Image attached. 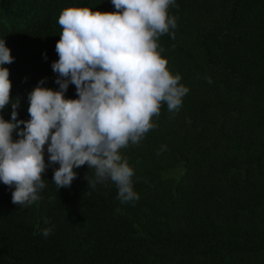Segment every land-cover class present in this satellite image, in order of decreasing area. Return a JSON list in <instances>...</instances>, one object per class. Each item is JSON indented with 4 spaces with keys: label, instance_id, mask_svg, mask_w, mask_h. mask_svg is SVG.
Returning <instances> with one entry per match:
<instances>
[{
    "label": "trees",
    "instance_id": "1",
    "mask_svg": "<svg viewBox=\"0 0 264 264\" xmlns=\"http://www.w3.org/2000/svg\"><path fill=\"white\" fill-rule=\"evenodd\" d=\"M68 7L116 11L110 0H0L19 120L30 119L39 81L59 89L51 65ZM168 14L177 26L157 50L189 91L178 110L162 102L156 127L119 150L139 199L121 202L110 180L88 186L87 165L60 189L50 165L26 207L0 182V264H264V0H174ZM65 97L77 98L75 85ZM11 112L10 103L0 116Z\"/></svg>",
    "mask_w": 264,
    "mask_h": 264
},
{
    "label": "clouds",
    "instance_id": "2",
    "mask_svg": "<svg viewBox=\"0 0 264 264\" xmlns=\"http://www.w3.org/2000/svg\"><path fill=\"white\" fill-rule=\"evenodd\" d=\"M110 2L116 11L68 7L61 12L55 45L59 59L51 65L59 89L39 81L27 95L29 120L17 119L20 103L10 99V72L4 67L15 58L0 40V110L10 103L12 108L10 121L0 116V182L14 187L15 205L26 207L41 198L42 173L55 164L52 181L58 189L70 187L77 178L73 169L87 165L92 173L85 175L88 186L110 180L121 202L139 199L134 170L119 150L129 142L138 144L156 127L152 118L159 116L162 102L169 111L178 110L189 89L168 70L163 49L157 50V38L177 26L176 17L168 14L174 0ZM70 84L76 99L65 97ZM51 232L45 228L41 234Z\"/></svg>",
    "mask_w": 264,
    "mask_h": 264
},
{
    "label": "rangeland",
    "instance_id": "3",
    "mask_svg": "<svg viewBox=\"0 0 264 264\" xmlns=\"http://www.w3.org/2000/svg\"><path fill=\"white\" fill-rule=\"evenodd\" d=\"M184 169L182 163L178 164V166L174 169L173 173H174V178L177 181L180 178V172Z\"/></svg>",
    "mask_w": 264,
    "mask_h": 264
}]
</instances>
